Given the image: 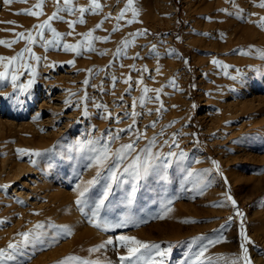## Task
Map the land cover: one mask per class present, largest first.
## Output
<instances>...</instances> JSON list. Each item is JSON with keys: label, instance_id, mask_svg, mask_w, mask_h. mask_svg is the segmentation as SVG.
<instances>
[{"label": "rangeland", "instance_id": "obj_1", "mask_svg": "<svg viewBox=\"0 0 264 264\" xmlns=\"http://www.w3.org/2000/svg\"><path fill=\"white\" fill-rule=\"evenodd\" d=\"M98 2L101 8L94 10L91 0H73L74 9L89 10L81 24L79 11H64L63 0H45L40 7V0H0V41L9 42L0 44V57L6 58L0 61V72L6 64L10 74L19 67L22 85L32 78L23 65L36 71L27 97L10 80L0 83V221L5 222L0 224V249L14 241L19 245L21 234L33 233L41 239L33 240L15 264H65L71 256L120 264L124 248L101 246L127 235L159 245L160 251L171 248L164 264H185L205 247L206 262L229 264L242 255V243L253 264H262L264 30L258 25L264 21V7L257 6L262 0H134L123 19L118 17L129 7L127 0ZM132 9L139 15L133 16ZM27 11L43 14H18ZM54 14L62 17L51 21L62 36L60 45L81 44L79 53L45 46L53 40L47 30L40 40L36 25ZM90 31L92 51L84 42ZM138 32L144 35L135 36ZM20 33L25 39H19ZM29 33L36 40L31 45ZM26 48L41 58L39 63ZM22 53L21 60L10 63ZM145 87L150 90L146 94ZM133 112L138 114L135 128L144 135L136 140L120 132L110 145L113 152L133 141L138 150L144 149L157 138L154 152H183L186 159L162 180L145 181L130 209L123 207V194L117 190L101 220H124L126 226L105 231L94 227L91 215L75 203L77 185L85 186L84 180L96 174V168L87 166L89 154H81L76 142L128 129ZM19 150L43 155L29 157ZM101 191L97 186L89 196L97 198ZM168 201L171 211L164 214ZM55 202H61L59 208ZM36 225L44 227L36 233ZM53 225L71 228L72 235H58ZM14 230L13 241L4 244Z\"/></svg>", "mask_w": 264, "mask_h": 264}, {"label": "snow or ice", "instance_id": "obj_2", "mask_svg": "<svg viewBox=\"0 0 264 264\" xmlns=\"http://www.w3.org/2000/svg\"><path fill=\"white\" fill-rule=\"evenodd\" d=\"M14 0H5V3L11 4ZM19 2H25V0H19ZM60 0H57V3H59ZM128 2V8L124 10V12L121 13L120 17L118 19H123L124 15L129 11L131 6L134 4V0H127ZM45 3V0H40V5L38 7L42 6ZM64 5L66 6L63 10L66 11L69 14H74L76 11H79L81 14V19L79 23L83 24L86 21L83 19V14L88 9L85 8H79L74 9L71 7L73 4V0H63ZM91 4L93 6L94 10H99L101 8V4L98 2V0H91ZM258 7H264V0L257 5ZM18 14H24L29 15L33 17H39V15H42V12H36V11H27L24 13H18ZM93 14H95V11H93ZM133 16H138L139 13L135 9H132ZM111 17H108L106 19H110ZM62 19L58 14H54L53 17L49 18L48 22H45L43 24L36 25V28L39 29V37L40 40L43 41L45 30L49 31L53 37V40L46 41V45H52L57 46L60 45V41L62 39L61 34L55 29L51 27V21ZM66 23L70 24V27H74V22H68L64 21ZM135 21H127V23L131 24ZM98 27L102 28V25H98ZM258 27H260L262 30H264V21H262ZM119 30V26H117V29ZM146 31V30H145ZM68 35H71L69 33ZM135 36L139 37L141 35H144V33H135ZM93 37V33L90 31L87 33L85 37V43L87 44V50L92 51V39H89ZM19 39L23 40L25 39V34L20 33ZM19 40L13 41L11 43H18ZM36 40L32 35L28 34V43L29 45L35 43ZM107 42V40H105ZM128 42H125V46H127ZM0 44H4L5 46H9V42L0 41ZM81 44L72 45V44H62L60 47H62L63 51L65 52H77L79 53V50L81 48ZM26 53L29 54L31 59H35L37 63L40 62V57L35 56V54L31 51V48H26L24 50ZM153 51H155V46H153ZM243 54V53H242ZM23 56V53L20 57H14L12 58L11 62H15L18 60H21ZM261 58H264V53H261ZM6 58L0 57V61L4 60ZM213 63H218V61H213ZM26 68L30 69V75L32 78L28 79L26 83L19 84V67L16 68V71L10 74L7 69L9 68V65H5V71L0 72V83L8 82L10 80V83L14 89H17L21 96L27 97L30 94V91L33 88V85L36 83L35 76L36 71L35 69L31 68L30 65H23ZM235 79V77H233ZM130 81V78H129ZM129 81H125V83H128ZM85 84L88 83L87 80L84 81ZM142 83V81H141ZM144 93H148L150 90L148 88L143 89ZM159 91V90H156ZM157 101H159L160 97L157 95L155 97ZM22 102V101H21ZM85 103H87V97H85ZM143 103V101H142ZM97 108L105 107L102 105H96ZM133 107H135V102ZM163 108V105L161 103L160 109ZM84 115L87 116L88 112L85 109ZM135 112H133L130 115V119L133 120V125H130L128 129H121L119 132L112 133L111 130L106 135H102L101 137H97L94 139H88L87 142L83 141H77V145H79L78 151L83 154L87 152L89 155L87 157L89 163V168H96V174L95 177L88 181L87 184L83 187H81L79 184L77 185V191H78V199L76 200V204L81 208L82 211H84V214L91 215L92 221H95L93 224L94 227L98 229H103L105 231L114 229V228H123L126 226V223L124 220H121L119 223H110L107 220H101V213L104 212L107 209V206L109 204H113L112 197L116 194L117 190H120V192L123 194V200L121 201V204H123L124 208L130 209L132 205L136 201V197L140 193L141 185L147 181L150 177L154 178H162L169 173L171 169L174 167H178L183 164L186 157L183 152L176 153L174 151H169L167 154H164L162 152H154L153 148L156 147V140L157 138H153L149 141V144L144 149L138 150V145L136 141H133L128 144H123L121 147L113 152L111 148V144H114L117 140L120 139V132H126L130 133L132 135L136 136V140H139L143 137L144 133H140L135 128V119L136 116ZM107 118H111V113H108ZM116 122H119V118L116 119ZM149 127L154 128L155 122L150 125ZM163 134V132L161 133ZM101 141H104V143H101ZM174 142V141H173ZM164 144L167 145L168 141H164ZM178 147V145H177ZM22 154L28 155L29 157L32 156H41L42 153L39 152H27L26 150H19ZM30 163L33 165L36 164L35 160L30 159ZM215 164L216 162L213 161ZM217 170H219V165L216 164ZM189 176L193 175L192 172L188 173ZM97 186L102 187V191L97 198H92L89 196V193L96 188ZM228 200H231L232 204L235 206L236 202L232 199V197L229 195L227 196ZM171 201H168L164 203V214L171 211V207L169 206ZM86 209V210H85ZM236 215H240L239 211H237ZM92 221H89L92 223ZM5 223L4 221H0V224ZM44 225H36V233L39 232V229L43 228ZM54 229H56L57 234H63L65 236H71L72 235V229L71 228H65L53 225ZM243 236L244 241L247 243H252L250 239L244 234L241 233ZM22 241L21 244L16 243H9L6 249H0V264H13V262L18 261V258H22L24 255V250L27 249L29 246L33 244V240H39L41 239V235L33 234V233H23L21 234ZM212 243H216V241H212ZM109 245L113 246L115 249L124 248L126 255H121L118 257L120 264H164L163 258L170 255L171 248H168L166 251H160V246L156 244H148L145 242H142L135 237H130L127 235H119L117 237L108 239L104 245L101 246V248L106 249ZM152 250L155 251V256H152ZM91 252L95 253L100 251V249H91ZM241 251L242 255L232 258L229 262V264H253V261L251 259L249 249L245 246L244 243L241 244ZM205 252L206 247L204 249H201L197 253H195L194 258H190L189 260H186L185 264H211V261L205 260ZM160 259H156V258ZM76 261L77 264H103V261L100 259H97L95 261L92 260H82L79 257L71 256L68 257L65 261V264H71V262Z\"/></svg>", "mask_w": 264, "mask_h": 264}, {"label": "bare ground", "instance_id": "obj_3", "mask_svg": "<svg viewBox=\"0 0 264 264\" xmlns=\"http://www.w3.org/2000/svg\"><path fill=\"white\" fill-rule=\"evenodd\" d=\"M218 34H219V33H218ZM221 34H222V32H221ZM221 34H220V35H221ZM221 36H222V35H221ZM221 36H220V37H221ZM213 89L215 90L214 86H213ZM216 89H217V88H216ZM92 177H93V176H92ZM94 177H95V176H94ZM89 179H91V178H89ZM85 181H86V182H85ZM84 182H85V184H86V183L88 182V180H84ZM82 184H83V183H82ZM83 186H84V185H83ZM55 203H56V205L58 206V207H56V205H55V207H56V208H59L61 202H55ZM128 216H129V215H127L126 217H128ZM143 223H144V222H143ZM16 229H18V227H17ZM16 229H15V230H16ZM15 230L12 231L9 235L6 236L5 240H3L4 244H7L8 239H9L10 242L13 241V239H14L13 237L16 236L15 233H14ZM13 233H14V234H13ZM142 242H143V241H142ZM14 243H16V242L14 241ZM120 254H121V253H120ZM69 255H72V254H69ZM74 255H75V254H74ZM121 255H122V254H121ZM65 256H67V255H65ZM62 258H66V257L62 256ZM62 258H61V259H62ZM37 261H38V260H37ZM37 261H36V262H37ZM259 261H260L262 264H264V257L260 258ZM37 263H38V262H37ZM111 263H112V262H111ZM13 264H15V262H13ZM47 264H49V263H47Z\"/></svg>", "mask_w": 264, "mask_h": 264}]
</instances>
